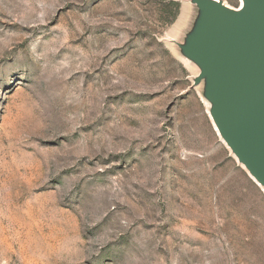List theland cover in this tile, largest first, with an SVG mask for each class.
Segmentation results:
<instances>
[{"label": "rangeland", "instance_id": "1", "mask_svg": "<svg viewBox=\"0 0 264 264\" xmlns=\"http://www.w3.org/2000/svg\"><path fill=\"white\" fill-rule=\"evenodd\" d=\"M195 15L0 0V264H264V189L177 46Z\"/></svg>", "mask_w": 264, "mask_h": 264}, {"label": "water", "instance_id": "2", "mask_svg": "<svg viewBox=\"0 0 264 264\" xmlns=\"http://www.w3.org/2000/svg\"><path fill=\"white\" fill-rule=\"evenodd\" d=\"M196 15L178 49L198 70L220 140L264 189V0H189Z\"/></svg>", "mask_w": 264, "mask_h": 264}, {"label": "bare ground", "instance_id": "3", "mask_svg": "<svg viewBox=\"0 0 264 264\" xmlns=\"http://www.w3.org/2000/svg\"><path fill=\"white\" fill-rule=\"evenodd\" d=\"M240 4H241V0H240ZM208 116H209V115H208ZM209 119H210V122H211V125H212L214 131L216 132L217 136L219 137V135H218V133H217V131H216V129H215L213 123H212V120H211L210 116H209Z\"/></svg>", "mask_w": 264, "mask_h": 264}]
</instances>
